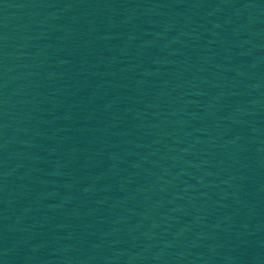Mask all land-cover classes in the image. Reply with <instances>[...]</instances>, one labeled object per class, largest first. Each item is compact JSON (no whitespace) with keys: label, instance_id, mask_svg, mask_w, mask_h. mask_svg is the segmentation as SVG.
Masks as SVG:
<instances>
[{"label":"water","instance_id":"95a60500","mask_svg":"<svg viewBox=\"0 0 264 264\" xmlns=\"http://www.w3.org/2000/svg\"><path fill=\"white\" fill-rule=\"evenodd\" d=\"M22 2L23 0H0V41Z\"/></svg>","mask_w":264,"mask_h":264}]
</instances>
